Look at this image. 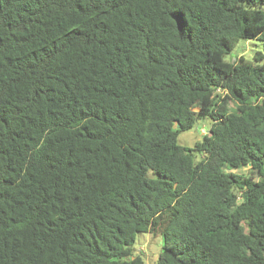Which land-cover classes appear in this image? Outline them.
Instances as JSON below:
<instances>
[{
	"label": "trees",
	"instance_id": "16d2710c",
	"mask_svg": "<svg viewBox=\"0 0 264 264\" xmlns=\"http://www.w3.org/2000/svg\"><path fill=\"white\" fill-rule=\"evenodd\" d=\"M139 234L264 264V0H0V264H145Z\"/></svg>",
	"mask_w": 264,
	"mask_h": 264
},
{
	"label": "rangeland",
	"instance_id": "374dc122",
	"mask_svg": "<svg viewBox=\"0 0 264 264\" xmlns=\"http://www.w3.org/2000/svg\"><path fill=\"white\" fill-rule=\"evenodd\" d=\"M255 51L263 52L262 45L259 41H239L232 52L226 56V60L233 62L240 56H244L246 59H251ZM210 125L211 120L208 118L197 120L192 129L181 132L178 135V144L184 148H192L195 143L208 132ZM196 158L199 159L200 156L196 154ZM247 170V168H244L242 170H237L236 172L245 173ZM133 247L134 254H141L145 264H153L160 253L161 238L159 236L152 237L150 234H139L136 236Z\"/></svg>",
	"mask_w": 264,
	"mask_h": 264
}]
</instances>
